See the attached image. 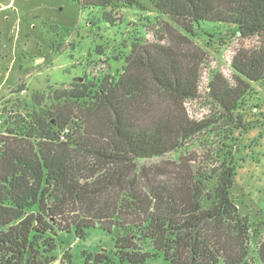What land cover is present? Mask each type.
I'll return each mask as SVG.
<instances>
[{"label":"trees","instance_id":"obj_1","mask_svg":"<svg viewBox=\"0 0 264 264\" xmlns=\"http://www.w3.org/2000/svg\"><path fill=\"white\" fill-rule=\"evenodd\" d=\"M75 1L146 9L140 0ZM144 1L187 34L201 22L232 25L259 44L233 57V84L213 74V108L201 120L185 103L199 96L205 55L172 31L166 44L162 35L134 42L117 78L34 94L14 120L0 121V264H53L55 234L83 238L96 225L118 231L115 252L86 264H246L249 226L231 198L236 169L222 123L235 122L248 93L239 76L264 87V0ZM169 152L177 163L137 168ZM257 257L264 264V235Z\"/></svg>","mask_w":264,"mask_h":264},{"label":"rangeland","instance_id":"obj_2","mask_svg":"<svg viewBox=\"0 0 264 264\" xmlns=\"http://www.w3.org/2000/svg\"><path fill=\"white\" fill-rule=\"evenodd\" d=\"M140 1L146 9L88 8L75 0H0V121L14 120L34 94L93 85L105 76L117 78L134 42L150 44L162 35L161 44H166L170 34L186 36L205 55L198 69L199 96L186 101L185 108L194 120L209 116L213 106L206 94L213 74L233 84V57L239 50L256 47L258 39L237 37L234 26L209 22L194 25L190 35L169 17L159 15L153 5ZM239 77L248 93L234 113L235 122L222 123L229 124L223 127L227 137L222 140L223 153L230 152L234 158L236 174L230 194L239 217L249 226L246 264H261L257 250L264 235V87ZM153 103L157 109L162 107L159 101ZM177 161L178 154L169 152L136 163L137 168L165 169ZM117 233L98 225L83 238H76L73 231L58 232L53 264H68L69 259L71 264H86L88 255L102 251L111 255ZM153 264L166 263L158 257Z\"/></svg>","mask_w":264,"mask_h":264},{"label":"water","instance_id":"obj_3","mask_svg":"<svg viewBox=\"0 0 264 264\" xmlns=\"http://www.w3.org/2000/svg\"><path fill=\"white\" fill-rule=\"evenodd\" d=\"M75 80H77V81H79V82H82V79H81V78H77V79H75Z\"/></svg>","mask_w":264,"mask_h":264}]
</instances>
